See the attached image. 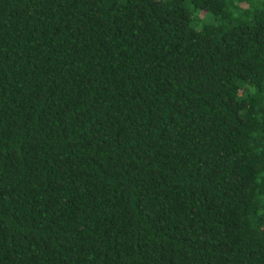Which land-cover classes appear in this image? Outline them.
Listing matches in <instances>:
<instances>
[{
  "label": "trees",
  "instance_id": "1",
  "mask_svg": "<svg viewBox=\"0 0 264 264\" xmlns=\"http://www.w3.org/2000/svg\"><path fill=\"white\" fill-rule=\"evenodd\" d=\"M0 264H264V0H0Z\"/></svg>",
  "mask_w": 264,
  "mask_h": 264
}]
</instances>
